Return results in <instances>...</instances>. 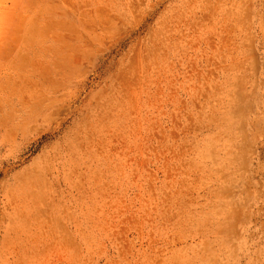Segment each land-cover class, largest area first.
Masks as SVG:
<instances>
[{"label": "rangeland", "instance_id": "obj_1", "mask_svg": "<svg viewBox=\"0 0 264 264\" xmlns=\"http://www.w3.org/2000/svg\"><path fill=\"white\" fill-rule=\"evenodd\" d=\"M0 264H264V0H0Z\"/></svg>", "mask_w": 264, "mask_h": 264}]
</instances>
